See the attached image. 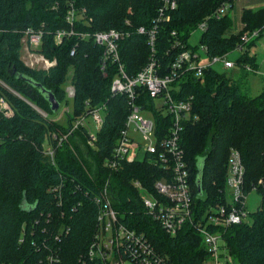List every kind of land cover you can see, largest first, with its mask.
I'll return each instance as SVG.
<instances>
[{"label": "trees", "instance_id": "trees-1", "mask_svg": "<svg viewBox=\"0 0 264 264\" xmlns=\"http://www.w3.org/2000/svg\"><path fill=\"white\" fill-rule=\"evenodd\" d=\"M176 1L178 6L168 12L170 20L158 23L153 51L148 30L159 17L162 0H75L79 8L86 9L85 15L77 16L74 35L64 37L60 43L55 40L56 31L71 27L65 19L67 0H0V97L7 98L15 110L12 117L0 115V264H102L84 263L80 256L95 232V194L109 177L113 202L123 221L144 232L172 264H197L207 256L196 227L186 223L176 235L166 232L147 213L140 191L133 187L132 179L139 178L154 191L153 183L165 174L157 161L124 162L116 172L103 167L125 124L129 102L126 94L111 92L116 67L108 63L106 74L103 73L104 47L93 36L85 37L82 33L109 29L129 32L118 41V46L126 73L133 76L152 55L161 63L162 72L168 71L182 50L173 46V30L186 48L206 45L208 57L230 52L242 43L246 30H264V6L245 8L244 28L230 33L232 19L228 13L221 18L212 16L217 7L229 0ZM205 19L207 29L202 31L197 44L190 43V35ZM142 26L147 32L138 31ZM29 28L42 33L37 51L56 59V65L46 70L24 63L22 39ZM253 43L251 40L246 45ZM247 49L236 59L245 72L246 63L256 66ZM66 82L74 85L76 94L72 99L73 112H68L67 122L62 123L52 118L57 111L52 109L41 87L53 91L62 105L69 100ZM243 83L213 66H208L202 77L189 72L174 82L180 86L178 96L194 95L192 114L198 115L197 119L184 122L181 133L197 217L210 205L225 200L231 149H239L243 156L247 191L260 178L264 182V90L250 95L244 91ZM139 89L138 102L153 110L159 127L168 125L170 116L156 110L149 92ZM105 103L106 118L98 130L97 147L88 146L87 128L81 126L57 147L55 163L45 155L42 145L52 131L63 132L91 107ZM201 166L202 194L196 183ZM60 183H64L63 191L55 190L53 187ZM256 191L262 202L252 212L251 220L221 230L230 254L241 264H264V183ZM49 255H54L51 261L47 259Z\"/></svg>", "mask_w": 264, "mask_h": 264}, {"label": "built area", "instance_id": "built-area-1", "mask_svg": "<svg viewBox=\"0 0 264 264\" xmlns=\"http://www.w3.org/2000/svg\"><path fill=\"white\" fill-rule=\"evenodd\" d=\"M232 1L222 3L215 9L212 16L221 18L227 14L226 11L232 5ZM162 2L163 5L159 8V17L155 20L154 27L148 30L150 34L149 44L153 51L155 50L159 21L170 20L171 16L168 12L178 6L176 0H162ZM67 3L65 19L71 27L60 28L56 31L55 40L57 43H60L64 37L74 35V24L77 16H84L86 12L85 8H79L76 5L75 0H67ZM127 23L130 24V21L127 20ZM206 27L207 19L201 21L197 26L203 31L207 29ZM138 31L140 33L147 32L143 26L139 27ZM1 32L2 29L0 28ZM261 32V28L245 31L241 36L242 43H239L231 51L243 52L246 44L258 38ZM82 33L85 37L93 36L96 43L104 47L101 58L103 73L106 74L108 63H113L116 67V76L110 85L111 92L113 95L126 94L129 102L127 119L121 128L111 156L104 159L103 167L110 172H116L122 168L124 162L157 161L163 167L165 174L153 183L154 191L146 187L139 178H133L131 181L133 187L140 191V199L143 201L147 213L159 221L162 228L171 235L178 234L186 223L197 228L207 250V256L197 264H229V260L233 256L229 252L221 230L233 224L249 222L252 215L247 209V196L250 191L246 189V169L243 156L237 148L230 150L226 188L224 189L225 200L210 205L201 217H197L194 199H192L191 171L185 157V149L181 143V133L184 129V122L192 118L197 119L198 115L192 114L194 95L190 93L178 96L176 92L179 91L180 86L174 85V82L189 72L202 77L205 69L217 62H221L226 69H231L237 64L236 60L230 59L228 56L231 51L208 57L206 45L200 46L201 51L198 48H186V44L177 38V31L173 30L172 35L175 37L173 46H179L182 50L176 54L168 71L162 72L161 63L152 55L146 66L139 70L136 75L130 76L126 73L125 63L121 58L118 46V41L129 35V32L121 29H109L95 31L93 34ZM25 36L28 45L36 52L42 43V33L29 28ZM74 52L73 50L72 53ZM37 53L38 55L33 57L31 66L42 62L44 66L41 68L47 70L57 64L56 59L46 58L38 51ZM203 54L208 57L207 63H202ZM244 67L250 71L254 70L249 63H246ZM139 88L148 91L153 99H162V106L156 110L170 116L171 122L168 125L159 127L155 115L148 117V119L141 115L142 111L147 110V108L138 102L141 94ZM65 91H67L68 98L73 99L76 94L71 82L65 85ZM106 107V103L91 107L85 114L90 115L96 123L97 130L95 132H91L86 123L85 115L79 116L71 124H68L63 132L52 131L42 145L45 155L54 162L57 147L62 146L81 126L87 128L88 146L97 147L98 130L104 124ZM61 110H64L62 106L57 110V113ZM68 112L70 109L66 113ZM14 113L15 110L9 100L3 96L0 97V115L7 118L12 117ZM43 114L47 115L46 113ZM52 118L59 121L56 119L58 117ZM135 132L141 135L143 143L140 142L139 137H136ZM141 152H143L142 156H140ZM263 183V178H260L258 183L252 186V189L257 190L258 186ZM63 187L64 183H60L53 188L61 191ZM227 188L230 189L228 194ZM99 189L95 194V201L98 203L95 232L88 244L89 247L80 256V260L84 263L100 261L102 264H172L169 257L159 252L144 232L131 228L123 221L113 202L114 193L111 188V177ZM53 257L54 255H49L47 259L51 261Z\"/></svg>", "mask_w": 264, "mask_h": 264}, {"label": "rangeland", "instance_id": "rangeland-1", "mask_svg": "<svg viewBox=\"0 0 264 264\" xmlns=\"http://www.w3.org/2000/svg\"><path fill=\"white\" fill-rule=\"evenodd\" d=\"M236 1V0H235ZM235 3V2H234ZM235 8H240V4L239 2L237 3V5H235ZM231 7H229V9L226 11V13L231 15V19H232V25H236L235 27H238L241 20V16L239 14V17H236L234 15V13H232L231 11ZM238 13V12H237ZM203 29L200 28H196L192 34L189 37V42L192 44H197L200 36L202 34ZM248 31V30H246ZM257 40V39H256ZM264 41V30H262L261 34L259 35L258 41L257 43H253L250 44V46L248 47V53L249 55H252L253 57H255L257 63H258V67L257 69H259L258 72L255 71H243V69H240V66L238 64H235V66H233L231 69H226L223 64L221 62H217L216 64L213 65V67L215 69L220 70L221 72H225L228 76L230 77H234L235 79L239 80V81H248V83H250L251 88L249 91L244 90L246 93L249 94H255V92H260L261 88H263L264 86V46L262 45ZM22 54L21 57L24 61L25 64H28L30 67H34V68H41L42 66H44V64L42 62L40 63H36L35 65L31 66V62H33V57H35V55H38L37 51L35 52L33 49H31V47L28 45L27 43V37H23L22 39ZM199 51H201V47L198 48ZM33 53V55H32ZM241 53V51L238 50H233L231 51V53H229V58L236 60V58L238 56H240L239 54ZM202 63L205 62L207 63L208 57H206L205 54L202 55ZM247 83V82H246ZM68 82L65 83V85H67ZM68 102H66L65 100L62 102V107L64 108V112L60 111L57 114H55L53 117H58L56 119H59L60 122L65 123L67 122V110L70 109V113L72 114L73 112V105H72V98H68ZM155 106L156 108H160V106H162L163 101L161 98H155ZM61 114V115H60ZM60 115V116H59ZM141 115L145 118L148 119V117H154L153 115V110H151L150 108H148L147 110L142 111ZM83 116V114H82ZM86 118V123L89 126L91 132H95L97 130V126L96 123L94 122L93 118H91L90 115H85ZM136 133V132H135ZM134 133V135H135ZM136 137H139L140 142L143 143L142 137L139 133H136ZM143 155V152H141L140 156ZM226 188V187H225ZM230 189L227 188V194L229 193ZM206 196L203 195L202 197L204 198ZM248 200H247V209L248 211H250L251 213L253 211H255L258 207H260L261 202H262V196H260V194L256 191V189H252L249 194H248ZM229 264H241L240 262H238L237 260H235L234 258H231L229 260Z\"/></svg>", "mask_w": 264, "mask_h": 264}, {"label": "crops", "instance_id": "crops-1", "mask_svg": "<svg viewBox=\"0 0 264 264\" xmlns=\"http://www.w3.org/2000/svg\"><path fill=\"white\" fill-rule=\"evenodd\" d=\"M235 2V3H234ZM239 2V4H240V8H235V5H237V3ZM261 6H264V0H233L232 1V5L230 6L232 9H231V11H232V13H234V15L236 16V17H239V14H240V16H241V18H240V20H241V22H240V24H239V26L238 27H235L236 25H231V29H230V33L231 32H234V33H237V32H240L244 27V23H243V20H242V16H243V10L245 9V8H252V9H257V7H261ZM238 12V13H237ZM230 15V14H229ZM230 17H231V15H230ZM259 38V37H258ZM258 38H256V39H253L254 41H255V43H257V41H258ZM251 42V41H250ZM262 45L264 46V41H263V43H262ZM248 48V45H246V47H245V49H247ZM22 49V48H21ZM242 53V52H241ZM241 53L239 54V55H241ZM239 57V56H238ZM237 57V58H238ZM236 58V59H237ZM255 58V57H254ZM256 60V59H255ZM239 65V64H238ZM240 66V69H242V66L241 65H239ZM257 67H258V63H257V61H256V66L255 67H253L254 68V70H251V71H255V72H258L259 71V69H257ZM247 71H250V70H248L247 69ZM247 82V83H246ZM244 90H247V91H249L250 90V88H251V85H250V83H248V81H244ZM264 86V85H263ZM262 90H264V87L263 88H261V91ZM260 91V92H261ZM260 92H255V94H250V95H257V94H259Z\"/></svg>", "mask_w": 264, "mask_h": 264}, {"label": "water", "instance_id": "water-1", "mask_svg": "<svg viewBox=\"0 0 264 264\" xmlns=\"http://www.w3.org/2000/svg\"><path fill=\"white\" fill-rule=\"evenodd\" d=\"M21 78L25 79V80H28L30 82H32L33 84H38L36 81H33L31 78H28L27 76H21ZM41 90L43 92H45L47 94V97H48V100L50 102V106H52V109L54 111H57L61 105H60V102L58 101V99L56 98L55 94L53 91H50V90H46L44 87H41ZM40 112L42 113H45L41 108H39L38 106H36ZM200 172L198 173L197 175V179H196V183L198 185V191L200 194L203 193V184H202V176H203V170H202V166L200 167Z\"/></svg>", "mask_w": 264, "mask_h": 264}]
</instances>
